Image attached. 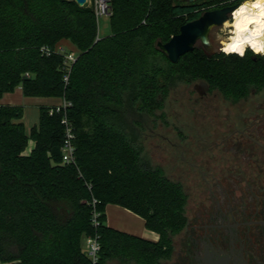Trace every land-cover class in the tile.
I'll return each instance as SVG.
<instances>
[{
    "label": "trees",
    "instance_id": "1",
    "mask_svg": "<svg viewBox=\"0 0 264 264\" xmlns=\"http://www.w3.org/2000/svg\"><path fill=\"white\" fill-rule=\"evenodd\" d=\"M108 3L111 34L102 37L93 3L0 0V99L21 87L25 97L70 104L41 107L30 134L23 107L0 105V264H92L88 237L99 238L98 264H168L189 223L188 197L145 158L142 122L179 84L204 81L227 100L264 86V59L251 51L241 59L196 48L172 63L158 49L226 2ZM63 40L77 49L70 66L57 51ZM65 116L75 132L72 164L62 161ZM109 205L143 218L159 241L109 227Z\"/></svg>",
    "mask_w": 264,
    "mask_h": 264
},
{
    "label": "flooded vegetation",
    "instance_id": "2",
    "mask_svg": "<svg viewBox=\"0 0 264 264\" xmlns=\"http://www.w3.org/2000/svg\"><path fill=\"white\" fill-rule=\"evenodd\" d=\"M229 101L246 106L241 115L229 113L227 122L216 119L212 136L199 135L206 148L197 170L206 195L198 224L185 229L182 250L188 255L178 253L173 264H264V86Z\"/></svg>",
    "mask_w": 264,
    "mask_h": 264
},
{
    "label": "rangeland",
    "instance_id": "3",
    "mask_svg": "<svg viewBox=\"0 0 264 264\" xmlns=\"http://www.w3.org/2000/svg\"><path fill=\"white\" fill-rule=\"evenodd\" d=\"M195 1L202 3L208 0ZM87 5H90V0ZM218 31L219 28H215L210 35V51L214 53H219L216 41ZM110 34V19L103 16L99 19V35L105 37ZM202 82L204 81L179 84L169 92L163 108L142 122L144 129L141 144L144 156L153 167H159L167 178L182 184L188 197L186 215L189 226L198 224L199 202L206 195L199 185L197 170L199 152L206 148V143L201 142L199 135L212 136V126L216 119L227 122L229 113L235 111L241 115L246 106L244 102L232 106L231 101L218 91L210 89L205 82L207 88H202V95L199 91L203 86ZM185 233L186 230L174 238V252L168 264L176 263L180 252L183 256L188 255L182 250Z\"/></svg>",
    "mask_w": 264,
    "mask_h": 264
},
{
    "label": "clouds",
    "instance_id": "4",
    "mask_svg": "<svg viewBox=\"0 0 264 264\" xmlns=\"http://www.w3.org/2000/svg\"><path fill=\"white\" fill-rule=\"evenodd\" d=\"M216 41L226 57L243 59L250 50L254 57L264 58V0H241L222 20Z\"/></svg>",
    "mask_w": 264,
    "mask_h": 264
},
{
    "label": "crops",
    "instance_id": "5",
    "mask_svg": "<svg viewBox=\"0 0 264 264\" xmlns=\"http://www.w3.org/2000/svg\"><path fill=\"white\" fill-rule=\"evenodd\" d=\"M57 50H65L77 54V49L68 40L61 41ZM65 104V100L61 98H34L25 97L21 87L17 88L13 93L4 94L0 99V105L4 106H21L24 108V117L22 122L26 131L30 134L31 129L38 125L41 107H59ZM34 147V142L30 141L27 154ZM107 225L118 231L138 236L153 242L159 241L160 237L157 233L149 231L145 226L143 218L133 212L116 205H109L106 209Z\"/></svg>",
    "mask_w": 264,
    "mask_h": 264
},
{
    "label": "water",
    "instance_id": "6",
    "mask_svg": "<svg viewBox=\"0 0 264 264\" xmlns=\"http://www.w3.org/2000/svg\"><path fill=\"white\" fill-rule=\"evenodd\" d=\"M73 1L80 7L88 4V0H64ZM194 3L195 0H186ZM224 2L233 0H221ZM239 3L233 6L224 7L212 11L204 12L198 19L188 22L180 29V33L173 36L167 43H158V49L165 54L172 63H177L180 58L190 52H193L197 45L200 44L205 50L211 46L210 35L213 29L219 28L223 19L230 11L237 7ZM211 26V27H210ZM205 37L206 39H202ZM203 86L207 88L204 83Z\"/></svg>",
    "mask_w": 264,
    "mask_h": 264
},
{
    "label": "built area",
    "instance_id": "7",
    "mask_svg": "<svg viewBox=\"0 0 264 264\" xmlns=\"http://www.w3.org/2000/svg\"><path fill=\"white\" fill-rule=\"evenodd\" d=\"M89 2V0H88ZM94 4L96 16L98 19H100L103 16L110 17L111 15V9L109 7L108 0H90V4ZM59 52H62L65 54L66 58V65L70 66L72 63H75L77 54L65 50H57ZM48 54L49 51L46 50ZM68 80V76L65 77V81ZM67 102H65L64 105L59 106L57 111L60 110V107L66 108L69 106ZM63 124L65 125V140L62 146V161L63 164H72L75 162V132L72 123L69 121V119L65 116L63 119ZM96 202H94L95 204ZM100 214L95 212L93 215V223L95 226L99 225V219ZM98 237H88L85 239V250L88 255V257L91 259L92 264H98L99 261V252L101 250V246L99 243ZM98 245V248L96 247Z\"/></svg>",
    "mask_w": 264,
    "mask_h": 264
}]
</instances>
